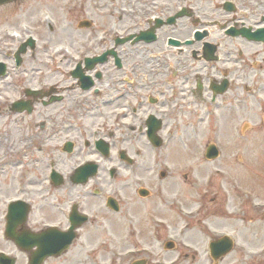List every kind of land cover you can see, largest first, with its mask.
Masks as SVG:
<instances>
[{
	"label": "flooded vegetation",
	"instance_id": "af4514ba",
	"mask_svg": "<svg viewBox=\"0 0 264 264\" xmlns=\"http://www.w3.org/2000/svg\"><path fill=\"white\" fill-rule=\"evenodd\" d=\"M101 1L103 6H108L107 0L64 2L66 12H77L75 17L79 27L74 34L80 37L68 48L70 53L58 52L54 56L56 86L48 90V79L40 72L36 78H30L29 83L35 82L36 86L30 87L42 93L28 96L26 88L24 94L22 92L16 96V100L27 102L28 109L24 107L23 112L15 110L12 107L14 101L7 104L8 113L22 114L27 125L25 136H19L18 140L14 139L12 132L0 138V149L3 150L5 145L7 147V157L0 158V162L7 159L6 163H0V187L6 181L8 189L12 190L13 180L17 179V188L25 196L21 198L26 202L23 207L27 209L25 217L13 229V236L6 234L8 204L3 216V235L7 247L0 243V253L15 256L17 264L20 257L29 263L33 251L22 249L14 236L24 235L27 243L28 235L42 232L50 225L67 230L71 227L72 215L77 216L76 222L88 217L78 229L77 240L83 237L82 230L87 226L105 227L106 219L119 217L131 221V194L135 192L140 198L148 199L152 195V188L143 184L144 173L150 170L143 171L141 160L135 157L131 160L121 155L123 150L128 152L127 134L145 135L150 147H153L148 139V131L158 128L160 135H169L168 145L182 126L185 127L184 115L189 113L188 109H195L198 103L218 107L222 102L232 101L238 94L239 76L234 65L238 67L239 49L232 46L224 53L220 50V41L216 43L211 40V32L205 27L191 30V18L196 20L191 0H118V15L115 8L111 7L107 14L98 16L97 4ZM260 3V0H256L255 5L248 0H224L222 8L233 13V16L216 25L226 37L234 39L238 36L232 34L243 28L264 27V14L260 15L263 12L254 9L262 7ZM239 6L247 8V14L242 17L239 15ZM82 20H87V27L81 25ZM50 27L53 31L54 27ZM129 36L132 39L126 40ZM199 36L203 38L199 39ZM192 39L194 42L188 43ZM207 43L215 49L208 48ZM36 51L41 50L37 46L28 48L19 66L21 69L29 60L30 64H34ZM8 55L12 56L11 53ZM29 70L25 68L24 72L29 74ZM63 84H67L68 94L62 91ZM7 86L13 88V94L14 91H20L18 87L15 89L14 83ZM85 91L91 96H80ZM50 100L54 101L48 104ZM52 104H55L52 128L47 129V121L30 122L46 114L45 109ZM152 117L158 121L152 122ZM47 137L54 144L47 146ZM100 141L109 146V155L101 151L98 146ZM68 143H72V151L65 150L69 147ZM132 145L137 147L133 149L135 155L141 156L143 152L138 149L140 144L133 142ZM9 148L22 151V158L10 154ZM48 150L54 152L49 155V159L46 155ZM83 151L87 153L81 158ZM75 152L77 157L73 163L63 158V155L71 157ZM87 156L89 158H85ZM117 158L119 160L116 162ZM157 161L161 166L159 172L166 171L164 177L160 175L161 180L172 176L162 168V161ZM12 166L14 179L13 169H9L6 179H2L6 168ZM55 170L63 175L60 177L63 180L61 185H57L52 176ZM64 184L69 185L74 192L69 201L56 196L57 190ZM143 187L148 189L145 196L140 192ZM206 193L209 194L208 191ZM54 197L56 199L52 201ZM110 198L113 199V207L108 203ZM245 200L243 196H238L235 208L248 216L254 210L249 205L244 206L249 204ZM239 202L243 205L238 207ZM219 203L222 202L216 192L203 196L200 208L202 218L204 214L209 216L210 205H214L211 209L217 213ZM116 206L120 210L117 211ZM42 208L44 213L46 208L52 212L59 211L63 217L60 221H48L45 217L47 214L41 212ZM166 226L168 228L170 225ZM210 226L207 222L181 225V229L189 233L197 230L203 238L196 241L184 238L176 245L169 244L171 248H166L164 240L163 250L173 253L172 258L165 262L253 264V246L243 248L235 240L232 251L224 253V249L219 248L215 253L217 257L214 256L211 244L219 236L213 233ZM243 233L241 229L235 231L238 240L245 244L247 242L244 241ZM137 259H145L146 264H151L149 258Z\"/></svg>",
	"mask_w": 264,
	"mask_h": 264
},
{
	"label": "rangeland",
	"instance_id": "374dc122",
	"mask_svg": "<svg viewBox=\"0 0 264 264\" xmlns=\"http://www.w3.org/2000/svg\"><path fill=\"white\" fill-rule=\"evenodd\" d=\"M65 1L20 0L0 9V60L9 64L8 76L0 79V138L7 132H12L16 140L19 136H25L27 125L22 119L23 115L8 113L7 104L14 101L27 87L36 86L35 82L30 81V84L29 80L36 78L40 72L48 79L47 89H53L57 79L56 70L53 68L56 50L60 47H70L80 37L77 33L74 34L75 29L79 27L75 17L77 12H66L63 8ZM223 1L191 0L196 17V20L191 18V30L205 27L211 32V40L216 43L220 41V50L224 53L232 46L239 49L238 67L234 65L239 76L238 94L232 101L222 102L218 107L210 106L209 103H198L195 109H188L189 113L184 115L185 127L182 126L174 140L161 149L150 147L145 135L127 134L129 154L141 160L144 172L146 169L150 170L144 173L145 178L142 181L144 185L152 188V195L144 199L133 192V211L132 217L129 218L131 221L116 217L106 219L105 227L87 226L82 230L83 237L76 240L68 252L60 257L48 259L45 264H129L140 257L149 258L151 264L165 262L172 258L173 253L163 250L164 240L175 238L179 243V240L184 238L193 241L203 238L197 230L191 233L182 231L181 225L185 222H207L218 235L224 232L232 234L236 229H241V232H244V241L247 242L244 248L253 246V264H264V44L250 42L241 37H226L222 33L216 23L233 16V13L222 8ZM248 1L255 5L256 0ZM260 1V10L257 7L254 9L263 12L260 13L262 15L264 0ZM107 3L108 6H103L102 1L98 2L99 9L95 10L97 15L107 14L111 7L115 8L118 15V0H107ZM48 9H52L54 13ZM239 10L241 17L247 14L246 7L239 6ZM49 23L55 26L54 31L48 28ZM30 33L37 38V48L41 51L35 52L34 64H30L29 60L18 70L13 59L8 58V54L15 52ZM25 68L30 69L29 74L24 72ZM9 83H14L15 89L18 87L20 91H14L13 94V88L7 86ZM66 85H62V91L68 94ZM76 94L78 95V91ZM80 96L91 94L85 91ZM45 110L46 114L30 122L47 121L49 129L53 127L55 104ZM217 114L223 116L214 117ZM163 136L169 137L165 133ZM133 142L140 144L138 149L143 152L141 156L135 155L133 149L137 147L132 145ZM210 143L220 146L221 156L217 159L210 160L205 156ZM52 144L53 141L47 137V146ZM9 151L17 158H22V151H12L10 148ZM85 153L87 152H82L81 158ZM52 154L54 152L48 150L47 158ZM76 154L75 152L71 157L63 155V158L73 163ZM3 157H7L6 145L3 150L0 149V158ZM78 159L81 160L80 157ZM118 160L117 158L116 162ZM157 160L162 161L163 168L170 170L172 176L168 175L161 180V166ZM6 162L7 159L0 163ZM9 169H13L14 179L13 166L6 168L2 179H6ZM213 179L214 186L210 188ZM14 180L12 190L8 189L6 181L0 187V243L4 247H7V244L2 222L6 204L12 199L25 197L17 188V179ZM204 190H217L216 195L223 204H218L217 213L211 209L214 205H210L209 216L204 214L202 223H193L203 215L195 214L200 207L201 193ZM247 191L254 195L255 202L262 205L254 208L253 214L242 217L235 210V201L238 199V196H235ZM73 193L72 188L64 184L57 190L56 196L67 198L69 201ZM55 199L56 197L52 198V201ZM41 212L47 214L45 217L48 221H60L63 217L59 211L52 212L49 208H46L45 213L42 208ZM188 212H192L189 219L185 215ZM166 225L170 226L167 228ZM15 250L17 251V248ZM18 264H27V261L20 257Z\"/></svg>",
	"mask_w": 264,
	"mask_h": 264
},
{
	"label": "water",
	"instance_id": "95a60500",
	"mask_svg": "<svg viewBox=\"0 0 264 264\" xmlns=\"http://www.w3.org/2000/svg\"><path fill=\"white\" fill-rule=\"evenodd\" d=\"M15 0H0V5L5 4L8 2H12ZM248 37L256 40H264V34L259 36H250ZM202 37V36H199ZM25 51V48H23L20 52ZM4 66V65H3ZM4 74V70L0 68V76ZM107 153L108 149L104 148ZM218 149L216 146L211 145L208 148L207 157L208 158H215L218 156ZM125 155V152H124ZM23 208V202H15L10 207V213H9V226H8V234L12 233V227L13 225L16 226L21 219H23L25 213ZM76 228L75 225H73L69 231L67 232H57L54 230H48L43 233L38 234V236H33L30 238V241L26 244L23 241V237L16 238V240L25 248L30 249L34 247L35 245L38 246V249L33 253V256L31 257L30 264H43L47 257L53 256V255H60L63 253L72 243L74 240L76 234L74 232V229ZM17 237V236H16ZM13 261V260H12ZM8 262L6 258H0L1 264H13V262ZM144 261H136L133 264H144Z\"/></svg>",
	"mask_w": 264,
	"mask_h": 264
},
{
	"label": "bare ground",
	"instance_id": "6f19581e",
	"mask_svg": "<svg viewBox=\"0 0 264 264\" xmlns=\"http://www.w3.org/2000/svg\"><path fill=\"white\" fill-rule=\"evenodd\" d=\"M218 116H223V114H219V115H217V117H218Z\"/></svg>",
	"mask_w": 264,
	"mask_h": 264
}]
</instances>
